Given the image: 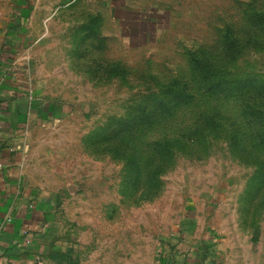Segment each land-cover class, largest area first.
<instances>
[{
    "label": "rangeland",
    "instance_id": "rangeland-1",
    "mask_svg": "<svg viewBox=\"0 0 264 264\" xmlns=\"http://www.w3.org/2000/svg\"><path fill=\"white\" fill-rule=\"evenodd\" d=\"M253 11L264 13V0H0V55L14 57L38 106L20 141L19 181L48 207L45 241L19 264H160L183 233L219 252L213 264H264V177L227 138L206 154L178 153L147 196L144 172L117 153L130 143L107 136L180 78L197 90L180 121L219 109L251 141L240 114L248 101L264 129V21ZM228 28L235 51L223 40ZM190 50L238 83L200 96L208 89L191 72ZM162 124L149 128L152 138ZM142 141L130 145L141 165Z\"/></svg>",
    "mask_w": 264,
    "mask_h": 264
},
{
    "label": "trees",
    "instance_id": "trees-1",
    "mask_svg": "<svg viewBox=\"0 0 264 264\" xmlns=\"http://www.w3.org/2000/svg\"><path fill=\"white\" fill-rule=\"evenodd\" d=\"M254 15L257 18L256 22L264 21V13L254 14V11L251 12V16ZM223 40L227 48L236 50V43L229 28L224 33ZM187 54L191 72L199 77L203 88L208 89L199 91L200 96L219 94L225 91L220 89L225 88L226 84L238 83L235 80L227 79L226 73L201 52L190 50ZM164 87V90H156L147 97V100L134 105L133 114L129 112L117 119V128L110 130L107 134L108 137L121 136L124 141L130 143L117 153L119 155L122 153L129 170L144 172L147 196L151 189L158 185L159 175L172 166L178 153L206 154L212 141L218 138H227L234 155L247 163L253 165L256 163L258 165L257 175L264 177V160L260 159V151L264 147V129L258 125L262 118V109L258 108L254 101H248L240 110L241 116L247 117L246 122L253 125L252 139L246 142L242 138V134L245 132L242 126L225 122L219 109L214 111L201 109L193 118L180 121L176 116L177 111L185 109L195 102L197 90L190 89L188 82L180 78L170 80ZM157 120L163 121L162 132L156 138H152L149 128ZM254 123L257 126L255 132ZM104 131L105 128L102 132ZM137 136H141L143 140V144L138 150L146 158L142 165L137 158V149L133 146L130 147ZM115 151H118L117 148ZM254 152L258 155L259 160L254 161ZM251 186L252 199H254V177Z\"/></svg>",
    "mask_w": 264,
    "mask_h": 264
},
{
    "label": "crops",
    "instance_id": "crops-1",
    "mask_svg": "<svg viewBox=\"0 0 264 264\" xmlns=\"http://www.w3.org/2000/svg\"><path fill=\"white\" fill-rule=\"evenodd\" d=\"M13 58L0 55V264H19L36 257L48 226V207L40 208L19 181L20 141L38 106ZM185 237L183 233L181 238ZM191 237V241L177 238L175 245L162 252L160 264H213L219 252Z\"/></svg>",
    "mask_w": 264,
    "mask_h": 264
}]
</instances>
